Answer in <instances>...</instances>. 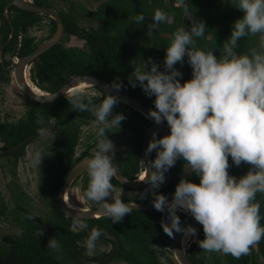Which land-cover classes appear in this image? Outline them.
I'll return each instance as SVG.
<instances>
[{
  "label": "clouds",
  "instance_id": "9594fccd",
  "mask_svg": "<svg viewBox=\"0 0 264 264\" xmlns=\"http://www.w3.org/2000/svg\"><path fill=\"white\" fill-rule=\"evenodd\" d=\"M229 2L243 14L234 21L230 36L223 42L222 55L195 47L196 40L203 38L207 30L204 21L193 20L190 27H180L173 33L166 47L163 70L151 58L141 59L129 76V84H139L147 96L155 97L154 108L149 109L147 117L157 125L166 121L170 130L163 136L153 133L145 157H151L153 152L156 155L147 163L143 160L146 173L138 180L146 182L148 188L135 195L143 200L152 193L154 208L166 212L161 224L169 237L183 233L187 241L196 236L195 226L181 222L178 211H182L203 226L204 238L198 240L201 249L240 259L264 240L261 201L257 199V194L264 196V0ZM179 7L185 17H193L189 0H179ZM151 19L148 27L155 30L169 17L157 9ZM134 21L143 24L145 16L138 14ZM257 35L261 37L259 49L253 47L237 54L235 50L242 38ZM185 57L192 76L181 83L183 73L175 66L183 64ZM122 86L117 79L111 89L119 92ZM64 94L72 109L91 112L101 125L95 151L86 162L89 182L84 195L99 205L112 223H119L136 208V204L115 195L118 189L112 182L118 167L114 163L116 146L108 133L118 131L126 119L124 113L114 112L119 97L110 91L96 104L94 94L83 88ZM37 123L43 126L44 118L38 117ZM46 131L42 127L41 135ZM48 151L34 152L32 160L37 167ZM229 157L235 166L251 165L248 172L239 178L230 175ZM177 161L198 176L199 182L182 177L169 200L156 190L165 183L166 173ZM35 217L32 214L27 219ZM79 227L88 225L79 222ZM103 232L100 228L91 229L84 241L88 252L96 249ZM15 235L22 237L23 229L18 228ZM47 247L59 251L62 244L50 238Z\"/></svg>",
  "mask_w": 264,
  "mask_h": 264
},
{
  "label": "trees",
  "instance_id": "16d2710c",
  "mask_svg": "<svg viewBox=\"0 0 264 264\" xmlns=\"http://www.w3.org/2000/svg\"><path fill=\"white\" fill-rule=\"evenodd\" d=\"M64 1L66 6L63 10L56 5L55 0H38L36 2L42 6L59 8L66 26V38L70 39L76 36L83 40L85 45L69 47L62 43L40 56L34 61L31 70L33 82L42 90L54 93L62 88L70 78L77 75H94L111 84L118 79L123 85L120 91L139 99L150 109L154 108L155 97L147 96L139 84L136 87L129 84V76L139 61L141 59L149 61L151 58L163 70L166 47L171 43L173 33L180 27H190L193 20L204 21L207 30L203 38L196 40L195 47L214 50L217 56H220L223 51V42L230 36L234 21L243 14L239 9L234 8L229 0H189V7L194 13L191 18L184 16L181 7H179V0H91L100 2L97 10L94 11L89 10L76 0ZM5 6L6 3L0 0V17H4ZM13 8L19 11L13 20L15 37L8 43L6 50H18L20 32L27 33L30 27L42 18L40 14L20 10L16 6ZM157 9L165 11L169 20L153 30L148 25L152 23V15ZM138 14L145 16L143 24L135 23L134 17ZM87 18L92 22L90 27H85L82 24L83 19ZM56 29L57 22L52 20L50 35ZM9 34L10 29L3 31L0 38L1 44L7 42ZM260 40L259 35L242 38L235 51L237 54H243L253 47L259 49ZM37 46L34 39L26 36L20 54L27 55ZM175 67L183 73L181 83L191 78L192 69L187 63V57L183 64L178 63ZM9 79L0 63V82L8 83ZM105 95L106 93L101 91V95L95 96L94 102L99 104ZM30 102L34 104L33 109L36 114L25 117L18 124H4L0 120V136L5 142V148H9L19 145L30 136H38L42 127H50L53 117L60 124L59 139L55 144V151L58 152L56 162L59 164V168L51 167V174L46 177L42 188V196L47 198L52 209V214L47 221L54 233L43 228L44 235L36 234L40 228V221L37 220L36 213L29 202L17 203V208L8 210L7 202L0 200V218L7 221L14 219L23 229L22 237L18 238L15 233H11L3 237L2 240L0 238V258L8 257L11 254L16 255L15 263L0 262V264H85L81 260V258L88 257L85 253L84 241L94 227L103 229V234L111 233L119 237L121 248L113 259L115 263L175 264L170 255L167 261H162L163 256H166L168 252L172 253L174 240L162 228L161 222L166 220V212L132 210L119 223H112L109 218L102 217L85 220L87 228L77 231L73 229L72 223L75 220L69 218L61 208L59 192L73 165V157L78 144H80L81 127L84 122L93 120L95 117L91 112H78L72 109L67 97L55 103L42 104L32 100ZM114 112L124 113L126 119L121 122V128L118 131L108 134L131 135L129 138L135 142L134 154L131 159L124 162V165L126 176L134 179L133 173L140 171L142 145L152 122L141 112L122 102L115 106ZM40 116L45 121L43 126L37 123ZM95 140L97 142V136ZM19 153L20 151L17 152V154ZM88 155L87 149L82 157ZM155 155L156 153L153 152L151 158L154 159ZM229 163L231 165L228 170L229 174L237 178L245 175L251 167L247 163L235 166L232 164L231 157H229ZM182 169L183 162L177 161V164L166 173V181L160 186L158 193L167 196L173 193L181 179L178 173ZM113 180L123 186L115 178ZM191 180L198 183L199 177L195 175ZM257 199L261 201V224L264 225V196L257 194ZM32 214L36 216L34 220L27 219ZM178 215L183 223L186 216ZM199 237L200 239L204 238L203 228ZM50 238L60 241L61 250L53 251L47 247ZM102 240L109 241L105 238ZM258 247V251L254 247L249 255L242 256L240 259L217 252L208 253L203 249H200L199 253L196 244L191 245L188 254L194 264H264V240H261ZM107 255L108 252H105L102 256L94 257V259H101Z\"/></svg>",
  "mask_w": 264,
  "mask_h": 264
},
{
  "label": "flooded vegetation",
  "instance_id": "af4514ba",
  "mask_svg": "<svg viewBox=\"0 0 264 264\" xmlns=\"http://www.w3.org/2000/svg\"><path fill=\"white\" fill-rule=\"evenodd\" d=\"M29 3L31 4H34V5H38V6H42V5H39L37 4L36 1L38 0H27ZM4 3H6V6H5V9H4V12H3V16L4 17H0V38L2 37L3 35V31H7L8 29H10V34H9V38L7 40L6 43L4 44H1L0 43V63L3 65L4 69H5V73L9 76V82L8 83H1L0 82V85H4V84H9L11 83L12 81L15 82V84L17 85V87L25 94V97H26V110L24 112V114L22 115L21 119L19 120H16V121H12L10 119H4L3 117V112L1 110V107H0V120L1 122H3L4 124H13V123H16L18 124L21 120H23L25 117L27 116H30V115H33V114H36L34 112V109H33V105L30 101H35L33 100L31 97H29L25 91L19 86L18 82H17V79H16V75H15V72H16V68H17V63L20 61L21 58H24L26 56H29L30 54H32L40 45H42L44 42L48 41L57 31H56L50 35V29H51V26H52V20H55L52 16H50L49 14H45V13H39V12H34V11H29V10H25V9H22L20 7H18L17 5L14 4V1L13 0H3ZM13 6H16L17 8H19L20 10H25V11H29V12H34V13H37V14H40L42 15V18L35 24H33V26L30 27L29 31L26 33V32H23L21 31L20 34H19V48L18 50H12V49H8L6 50L7 46H8V43H10L13 38L15 37V26H14V23H13V20L16 18L17 14L19 13V11H17L16 9L13 8ZM46 7H50V6H46ZM51 8H54V7H51ZM56 9L59 13V9L58 8H54ZM20 15V14H19ZM61 15V14H60ZM63 18V17H62ZM50 20L49 23H47V25L49 26L48 29L46 30V32L41 35V37H38L36 35H33L32 34V31L33 29H36V28H41L42 26V23L46 20ZM64 20V19H63ZM56 21V20H55ZM57 22V21H56ZM58 27V25H57ZM66 27V26H65ZM29 37L31 39H34L35 40V43L38 44V46L36 47V49L34 51H32L31 53L27 54V55H24L22 56L20 54L21 52V47H22V43L24 41V38L25 37ZM73 37H76V36H73ZM72 38V37H71ZM70 38V39H71ZM78 38V37H77ZM66 33L64 35V37L61 39L60 43L53 46L52 48H50L49 50H47L45 53H47L48 51H50L51 49H53L54 47L64 43L66 46H69L71 47L70 45H68V42L66 43ZM69 39V40H70ZM80 39V38H78ZM81 40V39H80ZM83 41V40H81ZM84 45H85V42H84ZM83 45V46H84ZM72 46H76V45H72ZM83 46H76V47H83ZM43 53V54H45ZM43 54H41L40 56H42ZM40 56H38L37 58H35L33 61H31L28 65H27V68H26V77L28 78L29 82L31 85L33 86H37L39 87L36 83L33 82L32 78H31V70L34 66V61L36 59H38ZM78 76V75H77ZM76 77V76H74ZM72 77V78H74ZM72 78H70L69 80H71ZM68 80V81H69ZM67 81V82H68ZM66 82V83H67ZM65 83V84H66ZM64 84V85H65ZM40 88V87H39ZM42 90V88H40ZM92 89H96L100 92V94H94V96H98V95H101V90H99L98 88L96 87H92ZM44 91V90H43ZM46 92V91H44ZM37 102V101H35ZM55 103V102H54ZM44 104V103H42ZM152 122V121H151ZM52 123H55L57 125V130H56V140L53 141L52 143H48L47 146H41L39 148L40 151L42 152H47L48 150V153H46L43 157H42V162H41V165H42V170L40 173L38 172L37 170V166L35 165L34 163V167H30L29 168V171H31L32 173H25V174H21L20 173V165L22 164V161L25 160L26 156L29 157V152H28V148L35 142H37V140L42 136L41 135V132L38 136L35 137V135L33 136H30L28 137L27 139L23 140L21 143H23L24 141L26 140H29V142L24 146L22 147L19 151L20 153L17 154V152H14L12 154H9V155H0V159H6L5 161L3 162H0V179L3 180V182H8L9 186H8V189H10L11 191V206H9L8 210H12L14 207L17 206V203H22L23 201H26L27 203L29 202V205L32 206L34 212L36 213L34 207H36V204H34V196L31 195V193H29V191L27 190L28 188L29 189H32L33 188V184H34V181H37L38 180V184H39V192H40V197L42 198V201L44 202V204H46V208H48L49 210L47 211V214H46V218H44L45 220L44 221H41L38 217H37V220L40 221L39 223V229L37 230L36 234L37 235H44L45 234V231L43 228H47L48 230H50L52 233H54L51 225L48 223L47 219L48 217L52 214V209H51V206L49 205V202L47 200V198H45L44 196H42V188L44 187V181L46 179V177L51 174V167L53 168H59V164L56 162L57 161V154L58 152L55 151V144L56 142L58 141L59 139V129H60V124L57 122V119L56 118H52L51 121H50V127L48 128H45L47 129V131L49 130H52L53 129V124ZM99 122L96 120V119H93V120H89L88 122H84L83 125H88V124H96ZM82 125V126H83ZM152 125H153V122H152ZM151 125V126H152ZM101 126V125H100ZM151 126L149 127V129L151 128ZM148 129V130H149ZM147 130V132H148ZM146 132V134H147ZM96 132L92 133L93 135L91 136V140L89 142V144L87 146H85L86 148L81 151L80 154H77V151L73 157V165L72 167L70 168V171L68 172V175L67 177L69 176L71 170L74 168V166L79 162L81 161L82 159L84 158H87V157H91L95 151V147H96ZM108 136L110 137L111 134H108ZM125 136H128L130 137L131 135L130 134H127ZM162 136V135H160ZM81 137V136H80ZM146 137V135H145ZM145 137H144V140H145ZM0 141H1V144H0V150H5V149H9V148H12V147H9V148H5V142L2 140L1 136H0ZM131 141V142H130ZM131 147L130 150L126 151V152H116L115 153V156H116V161H114V163L119 167V169L121 170L122 174L126 176L125 174V165H124V162L127 161L128 159H131V157L133 156L134 152H133V148L135 146V142L130 138L128 141H127ZM20 143V144H21ZM91 144V145H90ZM79 145V144H78ZM143 145H144V141H143ZM143 145H142V152H143ZM14 147V146H13ZM78 147V146H77ZM78 149V148H77ZM89 151V155L88 156H84L82 157V154L83 153H86V151ZM80 158V159H79ZM152 159V158H151ZM66 161V160H65ZM66 165V163H65ZM139 166H140V171L139 172H134V176L135 178L133 180H138L144 172H146V165L144 164L143 162V156L141 155V159H140V162H139ZM33 169V170H31ZM35 169L37 170V174L35 173ZM184 172V167L182 169L181 172L178 173V176L179 177H183L181 174ZM33 176L35 177V180L33 178ZM194 174L192 177L190 178H187V179H192L194 178ZM66 177V179H67ZM127 177V176H126ZM129 178V177H128ZM186 178V177H184ZM87 179L89 180L88 178V175H87V170L82 173L81 175H79L75 180H74V183L72 184L71 188L77 184L78 182H80V184L82 185V187L84 188L83 190L86 191L87 189V186H88V183H87ZM115 179L123 186H120L119 184H117L114 180L112 181L113 184L116 186V188L118 189V192L115 193V195H119L122 197V199L125 201V202H149V201H152L153 200V195L152 193L150 192V194H148L147 198L146 199H143V201H140L141 199H139L135 193L136 192H140V191H143L145 189L148 188V185H146L144 188H141V189H132V188H129L127 186H125L124 184H122L116 177ZM132 179V178H130ZM66 181V180H65ZM65 184V182H64ZM63 184V186H64ZM63 186L61 187L60 189V192H59V204H60V193H61V190L63 188ZM71 188L69 189V192H68V197L70 198V191H71ZM159 189H157L156 191L158 192ZM171 194H174L171 193ZM169 194V195H171ZM168 195V196H169ZM86 198V197H85ZM87 199V198H86ZM0 200H3L5 201L4 199L0 198ZM68 200V199H67ZM71 201V200H70ZM6 202V201H5ZM111 202V201H109ZM7 204L9 205V203L7 202ZM88 204L87 206H77V207H81V208H87V209H97L99 208L100 206L97 205L95 202H92V201H89L88 200ZM61 206V205H60ZM17 208V207H16ZM62 208V207H61ZM63 209V208H62ZM64 211V210H63ZM156 211V210H155ZM65 212V211H64ZM178 214H181V215H185L186 218H187V215L186 213L182 212V211H178ZM67 215V214H66ZM37 216V215H36ZM68 216V215H67ZM69 217V216H68ZM105 217V216H103ZM71 218V217H69ZM102 218V217H100ZM74 219V218H72ZM95 219H99V218H95ZM75 222H73V229H75L76 231L79 230V229H83V228H80L78 227L77 225L79 224L78 222H84L85 220H91V219H74ZM186 220V219H185ZM7 221V220H6ZM185 222V221H184ZM183 222V223H184ZM8 223H10L11 227L14 228V229H18V228H22L20 225H19V222L14 220V219H11V220H8ZM202 231V230H201ZM200 231V232H201ZM12 233H16V231L12 232ZM42 233V234H41ZM200 236V234H199ZM3 238V237H2ZM1 238V240H2ZM108 239L109 241H105V240H102V239ZM175 238V237H174ZM174 242V240H173ZM100 243V244H99ZM101 243L103 245H105L107 248L110 247V249L108 251H102V249L100 248L101 246ZM118 243H119V250L121 248V242H120V239L117 235L115 234H111V233H105V234H102V236L100 237V239L96 242V249H101V254L99 255H93V256H90L88 254V251L86 249L85 253L87 254V258H81L82 259H89V260H104L105 258H107L111 253H113L117 247H118ZM82 244V243H80ZM195 244V243H194ZM106 248V249H107ZM191 248V247H190ZM189 248V249H190ZM256 248V247H255ZM118 250V251H119ZM257 251L259 250V247L258 249H256ZM117 251V252H118ZM189 251V250H188ZM105 252H108V255L101 258V259H94V257H100L103 255V253ZM117 254V253H116ZM13 255V254H11ZM9 255V256H11ZM116 256V255H115ZM114 256V257H115ZM113 257V259H114ZM15 258H16V255H15ZM113 259L110 260L108 263L106 264H114L113 262ZM83 262V261H82Z\"/></svg>",
  "mask_w": 264,
  "mask_h": 264
},
{
  "label": "water",
  "instance_id": "95a60500",
  "mask_svg": "<svg viewBox=\"0 0 264 264\" xmlns=\"http://www.w3.org/2000/svg\"><path fill=\"white\" fill-rule=\"evenodd\" d=\"M14 4L17 5L18 7L29 10V11H34V12H39V13H45L49 14L52 16L56 21H57V31L56 33L46 42H44L42 45H40L32 54L29 56H26L24 58H21L20 61L17 63V68H16V79L19 84V86L25 91V93L31 97L33 100L40 102V103H54L65 96L66 93H71V91L74 88L77 87H96L102 92H113V94H116L119 97L120 102L129 105L136 109L137 111L141 112L144 116L147 117V113L149 112V107L146 106L144 103H142L139 99L134 98L132 96H129L122 91L119 92H114V90L111 89V83L109 81H106L104 79H101L97 76L94 75H88V74H83V75H78L71 80H69L65 85L62 86L57 92L51 93V92H44V94L38 93L35 91V89L32 87L30 84L28 78L26 77V68L27 65L33 61L35 58L40 56L41 54L45 53L47 50L52 48L53 46L57 45L60 43L61 39L64 37L66 33V27H65V22L60 15V13L51 7H46V6H38L29 3L27 0H13ZM148 118V117H147ZM150 119V118H148ZM153 122V125L151 128L148 130L145 140H144V145H143V160H146L145 162L147 163V159L151 157H145V150L147 148V145L149 141L152 139L153 133H157L158 135H166L169 133V128L167 126V123L164 122L161 125H157L154 123L152 119H150ZM29 140L24 141L23 143L14 146L9 149L5 150H0V155H9L14 152L19 151L22 147H24ZM90 157L84 158L81 161H79L74 168L71 170L69 176L67 177L65 184L61 190L60 193V205L65 211V213L74 219H95V218H100L103 217L104 215L102 214V209L99 207L97 209H78V208H72L68 204V192L69 189L71 188L72 184L74 183V180L84 173L87 170V160ZM144 162V161H143ZM144 162V164H145ZM118 167V166H117ZM146 173V172H145ZM183 177L190 178L193 176L190 170H185L181 174ZM122 184L125 186L132 188V189H141L144 188L147 183L146 182H141L138 180H133L125 175L122 174L121 170L118 167V175L116 177ZM169 200L173 198V194L167 196ZM126 203H133L136 204V208L133 210H140V211H155L156 209L153 206L152 201L149 202H126ZM74 205V204H73ZM185 225H193L197 228V238L195 240V244L197 249L199 250L200 253V246L198 243V240H200L199 234L200 231L202 230L203 226L199 224L195 219L188 214L185 222L183 223ZM256 249H258V245L255 246ZM119 250V243L117 249L111 253L107 258L104 260H89V259H82V261L85 264H106L110 260L113 259V257L116 255L117 251ZM172 255H173V260L175 264H194V262L190 259L188 250H187V244H185V240L183 237V233H176L174 242H173V249H172ZM200 255V254H199ZM201 256V255H200ZM0 262L2 263H15L16 258L15 254L0 258Z\"/></svg>",
  "mask_w": 264,
  "mask_h": 264
},
{
  "label": "rangeland",
  "instance_id": "374dc122",
  "mask_svg": "<svg viewBox=\"0 0 264 264\" xmlns=\"http://www.w3.org/2000/svg\"><path fill=\"white\" fill-rule=\"evenodd\" d=\"M80 3H82L83 5H85L89 10H97L98 5L100 4V2L98 1H91V0H76ZM56 5L60 8V9H64L66 6V3L64 0H55ZM58 8V9H59ZM50 20H46L45 23H42L41 28H36L33 29L32 34L36 35L38 37H41V35H43L46 30L48 29V25L47 23H49ZM85 27H90L92 25V22L90 21L89 18L87 19H83V23H82ZM68 42V45L72 46V45H76V46H83L84 45V41H81L80 39H78L77 37H72L70 40L66 39V43ZM261 43V40H260ZM83 89L91 91L93 94H100V92L96 89H92V87H84ZM26 97L25 94L17 87V85L15 84L14 81H12L9 84H4V85H0V107L1 110L3 112V117L4 119H10L12 121H16L21 119L22 115L24 114L25 110H26ZM53 124V129L46 131L45 134H43L38 140L37 142L33 143L29 148H28V152H29V157L26 156L25 160L22 161V164L20 165V173L25 174V173H32L31 171H29L30 167H34V162L32 160L33 154L35 151L39 150V148L42 146H47V144L52 143L53 141L56 140V130H57V125L55 123ZM100 127V124L96 123V124H88V125H83L81 127V139H80V144L78 145V149H77V154H80L81 151H83L89 144L90 140H91V136L93 135L92 133L97 132L98 129ZM115 144L116 146V152H126L128 150L131 149L129 143L127 142L130 138L128 136L123 135L122 133L118 134V135H111L109 137ZM131 142V141H130ZM1 144V141H0ZM6 159H0V162L5 161ZM33 170V169H31ZM38 172L40 173L42 170V165L40 164L37 168ZM37 170L35 169V173L37 174ZM38 175V174H37ZM34 180L35 177L33 176ZM38 180L34 181L33 184V188L32 189H27L29 191V193H31L32 196H34V204H36V207H34L35 211H36V215L37 217L41 220L44 221L46 218V214L47 211L49 210L48 208H46V204H44V202L42 201V198L40 197V192H39V184H38ZM8 182H3L2 179H0V198L4 199L6 202L9 203V206H11V191L10 189H8ZM84 188L82 187V185L80 184V182H78L77 184H75L70 191V200L71 202L76 206H87L88 204V199L85 198V190H83ZM144 191V190H143ZM141 192V191H140ZM150 194V192L148 193ZM76 206V207H77ZM13 207V206H11ZM81 208V207H78ZM87 209V208H85ZM79 223V222H78ZM85 223V222H83ZM11 224L8 223V221L3 220L0 218V238L5 237L9 234H11L12 232L16 231V229L12 228L10 226ZM79 227V224L77 225ZM197 238V234L196 236L190 237L187 241V250H189V248L191 247L192 244L195 243V240ZM100 244V243H99ZM100 248L102 249V251H108L110 249L107 248L105 245H103L101 243ZM107 248V249H106ZM101 249H95L93 252H88V254L90 256L93 255H99L101 254ZM171 256L173 258L172 253H167L166 256L162 257V261H167L168 256ZM114 264H126V263H115Z\"/></svg>",
  "mask_w": 264,
  "mask_h": 264
},
{
  "label": "bare ground",
  "instance_id": "6f19581e",
  "mask_svg": "<svg viewBox=\"0 0 264 264\" xmlns=\"http://www.w3.org/2000/svg\"><path fill=\"white\" fill-rule=\"evenodd\" d=\"M32 87L35 89V91L36 92H38V93H41V94H44V91L43 90H41L39 87H37V86H33L32 85ZM85 87V86H84ZM84 87H79V88H84ZM143 175H145V172L143 173ZM142 175V176H143ZM68 204L72 207V208H78V207H76L75 205H73V203L70 201V198L68 197ZM78 209H82V210H86L85 208H78ZM188 241V240H187ZM187 241H185V244H187Z\"/></svg>",
  "mask_w": 264,
  "mask_h": 264
}]
</instances>
